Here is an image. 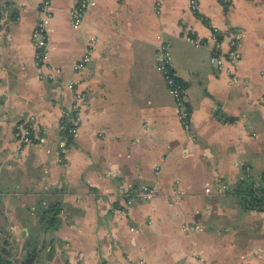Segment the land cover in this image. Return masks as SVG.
<instances>
[{
    "label": "crops",
    "instance_id": "0c3cea01",
    "mask_svg": "<svg viewBox=\"0 0 264 264\" xmlns=\"http://www.w3.org/2000/svg\"><path fill=\"white\" fill-rule=\"evenodd\" d=\"M39 3L0 0V241L17 248L8 258L23 255L41 199L59 209L56 227L37 233L39 264H264V209L245 208L238 192L264 176V0L228 8L197 0L194 12L186 0H94L76 27L75 0H49L45 60L59 69L54 80L41 78L33 59ZM234 27L231 80L209 55L224 50ZM161 41L186 85L187 131L156 65ZM67 80L83 102L65 140ZM28 119L37 131L20 144ZM214 179L227 189L204 193ZM141 183L157 193L125 205L122 193Z\"/></svg>",
    "mask_w": 264,
    "mask_h": 264
},
{
    "label": "built area",
    "instance_id": "2783aa9c",
    "mask_svg": "<svg viewBox=\"0 0 264 264\" xmlns=\"http://www.w3.org/2000/svg\"><path fill=\"white\" fill-rule=\"evenodd\" d=\"M230 0H221L223 6L229 7ZM94 0H75L74 5L68 11V17L70 24L76 27L80 24L81 19L84 15L85 10ZM186 9L189 11L197 10V0H186ZM39 14L37 20L35 21L31 33L30 41L33 47V59L34 64L37 68V73L41 78L45 80H54L55 75L58 72V68L49 64L45 60V52L47 48V24L50 16L49 0H40L38 6ZM209 32L207 38L215 41L217 28L214 25L208 24ZM183 37L186 40L193 41L197 43V40L188 33H183ZM240 37V29L238 27L231 28L229 31V37L226 40L224 50L217 49L214 46L209 55V61L217 68H220L226 64L229 71L232 73L231 80H236V76L233 73V68L239 60L240 53L238 49V38ZM156 65L161 73L164 84L168 88L174 109L175 116L181 127L187 131L189 129V115L190 108L189 104L185 98L186 86L181 83V79L173 71L170 55L166 49L165 43L162 41L156 45ZM82 57L79 61L73 64V68L82 67L83 60ZM68 90L70 92V100L62 109V114L66 115L72 123L70 132L73 134L77 128L80 120V107L83 102L82 93L75 88L74 81L67 80L64 82L62 89ZM37 131L35 123L31 120H25L19 123L17 128V140L20 144L28 143L33 133ZM248 173L246 172L245 175ZM227 189V184L224 181L214 179L212 181H207L204 184L203 192L206 194H219ZM245 192L252 193L258 196L264 203V176L251 179L249 184L245 187ZM157 193V188L153 184H139L136 189L132 191L125 190L122 194L124 196L125 205H129L135 200H146L151 198Z\"/></svg>",
    "mask_w": 264,
    "mask_h": 264
},
{
    "label": "trees",
    "instance_id": "16d2710c",
    "mask_svg": "<svg viewBox=\"0 0 264 264\" xmlns=\"http://www.w3.org/2000/svg\"><path fill=\"white\" fill-rule=\"evenodd\" d=\"M181 83L184 84L182 80ZM58 125H59V133L61 134V137L64 138L65 140L69 139V137L71 136L70 128L72 127V123L68 119V117L62 114L59 118ZM248 184L249 181L246 182L238 191L241 194V204L245 208L264 209V203L258 196L253 195L250 192L248 193L245 192V187ZM124 199L125 198L123 197V200ZM58 209H59L58 201H47L44 203H41V199L37 201L34 210H35V218L38 226H36L33 232L28 233L27 240L23 244L25 248L23 256H21L20 260L16 264H31L33 262L35 258V254L38 250L37 232L38 230H45L47 228L56 227V225L58 224V217H57ZM1 244L2 243H0V264H15L11 261V259L8 258V256H6V251Z\"/></svg>",
    "mask_w": 264,
    "mask_h": 264
},
{
    "label": "rangeland",
    "instance_id": "374dc122",
    "mask_svg": "<svg viewBox=\"0 0 264 264\" xmlns=\"http://www.w3.org/2000/svg\"><path fill=\"white\" fill-rule=\"evenodd\" d=\"M36 223H37V222H36ZM37 226H38V224H37ZM34 233H35V232H34ZM37 233L39 234V230H38ZM1 241L3 242V239H1ZM1 241H0V243H2ZM37 247H38V250H37V252H36V254H35V258H34V260H35V259H37V260H36V262H34V260H33V262H32L31 264H39V263H37V261H39V254L43 255L42 252L39 251V243H38ZM8 249L10 250L9 252L6 251V250H8ZM8 249L5 248L6 256H9V255L12 254L13 252H15V249H16V251H17V248H13V247H12V248H8ZM23 249H25V248H23ZM23 253H24V252H23ZM22 256H23V255H22ZM36 257H37V258H36ZM15 264H16V263H15Z\"/></svg>",
    "mask_w": 264,
    "mask_h": 264
}]
</instances>
